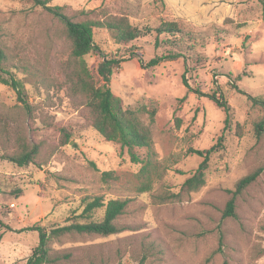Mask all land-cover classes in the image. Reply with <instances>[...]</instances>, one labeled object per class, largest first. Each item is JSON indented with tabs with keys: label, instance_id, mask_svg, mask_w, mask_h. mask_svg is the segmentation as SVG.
<instances>
[{
	"label": "rangeland",
	"instance_id": "rangeland-1",
	"mask_svg": "<svg viewBox=\"0 0 264 264\" xmlns=\"http://www.w3.org/2000/svg\"><path fill=\"white\" fill-rule=\"evenodd\" d=\"M41 0H0V48L7 57L3 73L20 84L28 106L22 115L17 92L0 84V117H9L0 135V264H26L38 244L36 227L46 231L84 222L86 198L127 200L116 223L123 232L107 237L68 234L49 241L45 264H264V171L236 198L237 219H222L236 182L264 167V22L257 0H50L73 21L126 17L137 28L176 22L185 32L180 58L142 68L168 53L163 37L150 33L116 44L103 29L93 41L104 55L122 62L110 90L125 110L153 107L150 131L153 162L150 192L140 193L141 164L130 161L119 144L107 142L91 126L92 115L68 89L61 64L69 57L62 25ZM43 1V0H42ZM172 49V48H171ZM101 84L96 53L83 58ZM19 62L29 66L19 68ZM1 73L3 77H7ZM186 82L187 86H185ZM205 95L228 107L217 108ZM25 119L28 142L39 145L33 163L17 167L1 158ZM7 131V135H5ZM222 136L205 172V184L178 200L153 196L179 193L201 162L190 150H207ZM8 137L9 144L4 143ZM144 158V151L136 150ZM116 173L104 182L102 172ZM21 192V196H16ZM97 210L93 221H100Z\"/></svg>",
	"mask_w": 264,
	"mask_h": 264
},
{
	"label": "trees",
	"instance_id": "trees-1",
	"mask_svg": "<svg viewBox=\"0 0 264 264\" xmlns=\"http://www.w3.org/2000/svg\"><path fill=\"white\" fill-rule=\"evenodd\" d=\"M50 0L38 1L53 18H55L63 27V32L69 44V57L61 64V72L64 76L68 89L74 96L79 98V103L88 109L92 115L91 126L93 129L107 142L119 144L121 150H126L130 161L134 164H141L137 173V179L140 182V193L150 192V184L152 174L158 173L157 165L153 162V149L150 131L145 128L139 121V115L146 114L151 120L154 117L155 109L145 106L136 110L123 109L120 101L113 96L110 90V82L112 74L117 70L122 62L115 56L104 55L99 47L93 41L94 29L106 30L111 39L116 44H128L147 34L154 33L156 41L163 37L161 42L169 45L170 50L165 55L151 59L145 65L139 59L142 68L154 67L165 60H174L180 58V47L185 39V32L176 22H163L156 28H137L131 25L126 17H107L101 20H84L73 21L63 11L61 7H48L46 4ZM261 6V20L264 22V0H257ZM96 53L100 55L101 60L97 66V74L101 80L98 84L90 75L83 58L89 54ZM7 57L0 48V74L6 66ZM19 68L27 71L28 64L19 62ZM7 77L0 75V84L7 85L17 92V100L22 105L23 116H28L29 110L21 95L20 84L9 73H3ZM187 86L186 82H184ZM213 104L225 112V125L228 120V105L220 101L215 95H205ZM254 105L261 106L264 109V100L248 96ZM9 117H0V135L1 129L8 126ZM25 119L21 120V125L15 134L13 143L6 137L4 143L12 144L10 146L11 153L3 154L1 158L9 161L17 167H25L33 163L39 153V145L28 142L25 131ZM263 124L260 123L256 127L257 133L263 131ZM7 131L5 135H7ZM222 136L217 139V143L207 150H190L189 152L201 158V162L196 169L183 181L179 193H169L160 196H153L158 202H166L170 200H178L182 194L196 192L205 184V172L208 168L210 155L221 146ZM136 150L144 151L145 157L141 158ZM264 171V167H258L251 173L240 178L232 191H228L231 195L230 199L222 210V219H237L235 200L240 196L246 188L251 185L259 175ZM101 178L104 182L115 181L116 173L113 171L102 172ZM21 192L16 196H21ZM128 201L120 199H109L104 201L102 197L86 198L83 203V209L79 218L82 223H72L46 231L36 227L31 229L38 233V244L28 258L26 264H45L51 262L48 244L53 238H59L68 234L93 235L100 237L112 236L119 234L124 229L117 225V219L123 215ZM97 210H102V218L100 221H93L92 216ZM1 238V236H0ZM146 255H143L138 264H145Z\"/></svg>",
	"mask_w": 264,
	"mask_h": 264
}]
</instances>
